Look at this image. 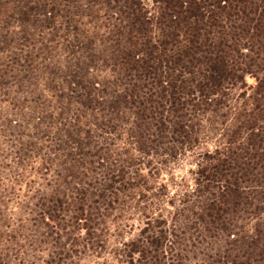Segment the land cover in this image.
Returning a JSON list of instances; mask_svg holds the SVG:
<instances>
[{
    "label": "trees",
    "instance_id": "16d2710c",
    "mask_svg": "<svg viewBox=\"0 0 264 264\" xmlns=\"http://www.w3.org/2000/svg\"><path fill=\"white\" fill-rule=\"evenodd\" d=\"M0 75L36 101L4 122L0 264H79L129 212L117 264H264V0H0Z\"/></svg>",
    "mask_w": 264,
    "mask_h": 264
},
{
    "label": "rangeland",
    "instance_id": "374dc122",
    "mask_svg": "<svg viewBox=\"0 0 264 264\" xmlns=\"http://www.w3.org/2000/svg\"><path fill=\"white\" fill-rule=\"evenodd\" d=\"M61 32H63V29H60ZM48 38L52 39L51 40V49L52 50H59L58 53L59 55L61 54V51H63L61 48L63 47L62 42L64 43V40L62 37H56L53 38L52 35L48 34ZM64 56V52L61 54ZM60 55V62L58 63H53L55 66H51V86L54 87L52 90H48V100L49 99H56L58 98L57 91L55 90V87H59V82L62 81L61 77L65 76V71L67 70V62L65 59H62ZM79 55V54H78ZM67 60V57L64 56ZM1 76V75H0ZM4 82L6 83L3 85L5 86L4 89H0V158H1V153L2 150L5 152L8 151L11 138L8 133H4L5 130V125L4 122L5 119L12 118V119H18V115L16 113H25L30 111L29 109H32L34 103L36 102L33 95L28 93L23 86V88L17 89L15 86V83H12V79H9L8 77L3 78ZM59 90V88H58ZM6 92V94H4ZM50 102L48 101V105ZM56 111V108L55 110ZM12 114V115H11ZM17 115V116H16ZM20 115V114H19ZM7 123V122H6ZM16 130V129H15ZM9 161V160H8ZM38 163L40 162L39 159H37ZM38 165V164H37ZM192 166L188 162L186 158H183V156L176 162H173L169 165L168 171L166 170L163 172V174L157 179L158 181H164L170 184V189L167 194V196H172L173 194H177L178 188L176 185H173L174 181H172L171 177H175L178 181L182 176H185L188 174V170L191 169ZM53 169H56V167ZM146 173V171L144 172ZM54 174V171L48 170V179L52 178ZM40 174H37L35 171L32 170V172L29 173L28 177L30 179H35L38 181H41ZM47 177V176H46ZM26 180V179H25ZM25 180L19 184H16V187L18 188V191L20 192V195L27 193L28 187L26 186ZM25 182V183H24ZM167 198H163V200H166ZM164 203V202H163ZM15 204L11 203L10 206H14ZM164 206L166 207H171L168 206L166 203H164ZM123 222L120 219L117 220H112V217L107 220L108 221V226L110 227V232L111 235L108 236L107 239H109L108 244L109 247L108 249L102 250L99 254L92 253L89 255L83 256V259L80 260L79 264H117L116 259L113 258L112 254L110 253V249L112 246H115L119 243V241H122L123 238L126 237L125 240L128 238L134 237L136 233L138 232V225H139V220L142 219V216L139 213L136 214H131V212L126 213L123 217ZM112 220V221H111ZM114 222V223H113ZM126 222L129 226L123 228V230L120 232L119 235H117V231H115V226L116 224H122Z\"/></svg>",
    "mask_w": 264,
    "mask_h": 264
}]
</instances>
